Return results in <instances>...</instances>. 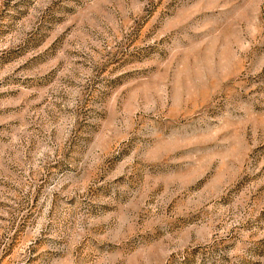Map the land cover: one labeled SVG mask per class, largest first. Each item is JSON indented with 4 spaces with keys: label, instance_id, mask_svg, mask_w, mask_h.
<instances>
[{
    "label": "rangeland",
    "instance_id": "374dc122",
    "mask_svg": "<svg viewBox=\"0 0 264 264\" xmlns=\"http://www.w3.org/2000/svg\"><path fill=\"white\" fill-rule=\"evenodd\" d=\"M0 264H264V0H0Z\"/></svg>",
    "mask_w": 264,
    "mask_h": 264
}]
</instances>
